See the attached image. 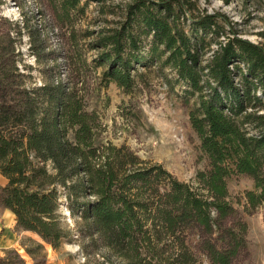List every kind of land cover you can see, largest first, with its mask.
<instances>
[{"label": "trees", "instance_id": "obj_1", "mask_svg": "<svg viewBox=\"0 0 264 264\" xmlns=\"http://www.w3.org/2000/svg\"><path fill=\"white\" fill-rule=\"evenodd\" d=\"M81 1L46 3L64 27L84 12L89 0ZM124 8L125 20L100 30L85 48L81 34L70 31L67 78L54 64L40 69L43 83L34 86L18 49L28 25L0 13V173L6 178L0 206L14 213L19 228L58 248L70 235L60 211L65 199L80 235L106 250L107 264L246 261L244 213L264 204V43L241 37L223 12L195 13L192 0H125ZM28 34L32 41L37 36L32 28ZM90 49L98 53L89 61L84 50ZM153 66L172 70L174 82L185 85L183 101L207 159L194 180L103 138L100 116L88 108L90 73L98 72L102 86L114 81L130 91L141 68ZM232 174L253 180L236 197L243 211L229 190ZM0 264L26 262L10 248Z\"/></svg>", "mask_w": 264, "mask_h": 264}, {"label": "rangeland", "instance_id": "obj_2", "mask_svg": "<svg viewBox=\"0 0 264 264\" xmlns=\"http://www.w3.org/2000/svg\"><path fill=\"white\" fill-rule=\"evenodd\" d=\"M192 1L196 5L195 13L223 12L241 37L264 43V0ZM124 2L89 0L83 13L61 27L46 0H0L3 16L20 25L23 21L28 25L18 43L20 66L28 73V85L43 83L40 69L54 64L64 71L63 78H67L65 58L70 31L75 28L81 34L79 42L85 48L100 30L118 27L125 20ZM29 28L37 34L33 41L28 34ZM88 30L94 34L85 36ZM33 45L41 50V59L34 54ZM97 53L94 49L84 50L89 61ZM140 71L141 76L130 91L114 81L102 86L96 76L98 72L90 73L86 77L88 108L98 112L104 126L103 138L118 145L127 144L142 158L162 163L180 179L194 180L197 170L207 167V159L202 155L199 138L192 128L189 106L183 101L185 85L174 82L175 73L168 68L160 70L153 66ZM165 76L173 80V86ZM227 181L232 200L243 211L236 197H242L245 189L253 188V180L246 175L232 174ZM60 211L62 224L69 229L70 235L60 247L54 248L36 232L19 228L13 222L14 214H4L0 206V255L14 248L26 264H34L36 258H44L45 264H107L103 256L106 250L92 246L87 236L80 235L77 218L70 214L65 199L61 201ZM244 214L249 223L251 256L238 264H264V204L253 214Z\"/></svg>", "mask_w": 264, "mask_h": 264}, {"label": "crops", "instance_id": "obj_3", "mask_svg": "<svg viewBox=\"0 0 264 264\" xmlns=\"http://www.w3.org/2000/svg\"><path fill=\"white\" fill-rule=\"evenodd\" d=\"M6 182V178L0 173V184H4ZM3 209H4V214H7V212H9L8 214H10V215H13L14 213L10 210V209H8V208H4L3 207ZM13 222H16V220H15V218H14V215H13ZM14 224H16V223H14Z\"/></svg>", "mask_w": 264, "mask_h": 264}]
</instances>
